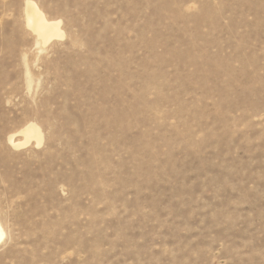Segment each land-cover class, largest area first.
Here are the masks:
<instances>
[{
    "label": "rangeland",
    "instance_id": "374dc122",
    "mask_svg": "<svg viewBox=\"0 0 264 264\" xmlns=\"http://www.w3.org/2000/svg\"><path fill=\"white\" fill-rule=\"evenodd\" d=\"M26 1L0 0V264H264V0H30L45 45Z\"/></svg>",
    "mask_w": 264,
    "mask_h": 264
},
{
    "label": "bare ground",
    "instance_id": "6f19581e",
    "mask_svg": "<svg viewBox=\"0 0 264 264\" xmlns=\"http://www.w3.org/2000/svg\"><path fill=\"white\" fill-rule=\"evenodd\" d=\"M25 16L27 26L36 34L41 44H47L52 38H62L64 33L60 27V21L48 19L37 4L33 1H26L25 3ZM18 133L21 135L20 139H15V133L8 137L9 143L15 148H21L32 141L36 147L40 146L43 140L42 131L40 127L29 122L24 125ZM5 236V230L0 221V242Z\"/></svg>",
    "mask_w": 264,
    "mask_h": 264
}]
</instances>
